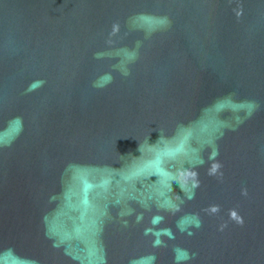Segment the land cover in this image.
I'll list each match as a JSON object with an SVG mask.
<instances>
[{
  "label": "water",
  "instance_id": "1",
  "mask_svg": "<svg viewBox=\"0 0 264 264\" xmlns=\"http://www.w3.org/2000/svg\"><path fill=\"white\" fill-rule=\"evenodd\" d=\"M0 264H264V0H0Z\"/></svg>",
  "mask_w": 264,
  "mask_h": 264
}]
</instances>
